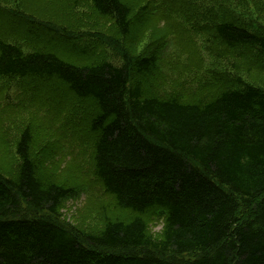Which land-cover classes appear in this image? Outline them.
Listing matches in <instances>:
<instances>
[{
    "label": "trees",
    "instance_id": "16d2710c",
    "mask_svg": "<svg viewBox=\"0 0 264 264\" xmlns=\"http://www.w3.org/2000/svg\"><path fill=\"white\" fill-rule=\"evenodd\" d=\"M92 6L121 36L146 21L156 27L147 8L133 13L127 0ZM233 7L237 0L202 3L187 30L190 47L197 50L206 35L252 54L264 71V25L230 17ZM71 44L51 33L24 52L0 38V78L31 87L57 83L94 108V174L131 217H105L98 230L79 231L47 215L29 216H57L76 192L42 170L45 149L36 151L26 126L16 143V172L0 170V264H264V87L234 74L210 98L163 96L145 81L160 69L159 48L147 55L120 51V63L78 64L75 58L89 52ZM160 215L162 232L154 236L148 219Z\"/></svg>",
    "mask_w": 264,
    "mask_h": 264
},
{
    "label": "rangeland",
    "instance_id": "374dc122",
    "mask_svg": "<svg viewBox=\"0 0 264 264\" xmlns=\"http://www.w3.org/2000/svg\"><path fill=\"white\" fill-rule=\"evenodd\" d=\"M127 1L133 13L147 8L156 27L142 19L146 22L131 37L121 36L110 19L94 10L92 0H0V38L28 52L46 43L52 33L73 44L69 47L89 52L75 58L78 64L101 59L120 63V51L147 55L159 48L156 65L160 69L154 68V74L145 81L150 92L163 96L178 92L189 97L200 92L199 97L210 98L228 86L234 74L264 87V71L252 60V54L227 49L212 38L207 40L206 35L201 44L194 45L197 50L190 47L187 30L201 4H222L225 0ZM223 9L228 14L229 4ZM233 14L263 26L264 0H237L230 17ZM165 26L167 29H162ZM113 41L114 48L104 45ZM206 81L212 84L200 91ZM93 110L88 102L70 95L57 83L31 87L27 80L0 78V170L8 176L16 172V143L28 126L36 138V151L45 149L38 157L42 170L53 181L73 186L76 192L63 202L57 216L45 212L29 216L47 215L79 231L98 230L105 217L130 219L131 214L114 205L94 174L96 136L90 130ZM162 216L148 219L147 231L154 236L161 235Z\"/></svg>",
    "mask_w": 264,
    "mask_h": 264
}]
</instances>
